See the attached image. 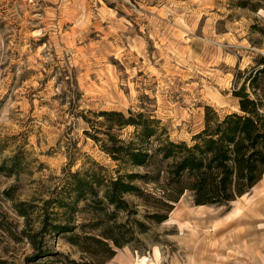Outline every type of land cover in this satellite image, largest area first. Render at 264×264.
<instances>
[{
    "label": "rangeland",
    "instance_id": "374dc122",
    "mask_svg": "<svg viewBox=\"0 0 264 264\" xmlns=\"http://www.w3.org/2000/svg\"><path fill=\"white\" fill-rule=\"evenodd\" d=\"M260 59L264 0H0V264H42L27 262L34 250L25 234H41L46 222L67 223L82 237L100 234L108 216L91 198L66 213L60 207L76 200L75 175L90 182L134 174L135 186L160 195L149 178L160 171L162 182L167 163L116 161L112 138L138 142L149 124L164 140L192 146L206 107L220 117L239 112L234 92L262 68ZM103 113L140 127H119L120 117ZM155 139L142 149L153 154L161 146ZM247 194L251 211L239 217L240 199L198 207L186 191L158 225L128 196L138 213L132 219L149 231H134L105 264H264V177ZM21 204L27 218L17 212ZM71 235L38 240L68 258L58 264H91L67 242Z\"/></svg>",
    "mask_w": 264,
    "mask_h": 264
},
{
    "label": "trees",
    "instance_id": "16d2710c",
    "mask_svg": "<svg viewBox=\"0 0 264 264\" xmlns=\"http://www.w3.org/2000/svg\"><path fill=\"white\" fill-rule=\"evenodd\" d=\"M259 63L262 68L250 74L240 90L234 92L239 100V112L220 117L214 108L206 107L205 128L194 136L192 146L186 142L175 143L168 137L164 140L157 134L158 129L151 128L149 124H143V130L136 137L138 142L125 143L112 138L116 143L108 149V154L116 161L146 168L150 164L154 165L157 157H161L160 163H167L168 172L162 182L160 171L149 178L152 183L159 185L161 194L156 196L135 186L133 182L137 175L134 174L110 180L92 178L90 182L78 179L75 175L70 192L76 195V200L70 203L61 201L60 207L65 213L72 211L77 202L89 197L94 204L99 205L96 213L107 212L105 226L96 228L100 233L98 235L82 237L76 235L67 223L53 225L46 222L41 234H25L34 250L27 262L36 263L45 259L42 264H58L63 259H68L63 254L52 253L44 248V241L40 242L38 238L46 232L72 234L65 236L67 242L89 256L92 259L91 264L109 262L115 258V248H123L132 242L134 231L142 235L149 231L145 222L132 219L138 213L130 209V203L126 200L128 196L137 198L142 205L151 209L153 214L146 215L145 219L158 225L169 220L175 205L186 191L192 194L195 206H227L257 187L264 177V59H260ZM247 84L250 92H247ZM103 114L108 118L120 117L117 124L119 127L129 124L140 127L132 117L125 120L122 114ZM146 123L154 124V121ZM153 138L161 146L150 154L147 149L142 148L144 144H150ZM148 177L143 176V179ZM24 207L21 204L16 209L19 215L27 218ZM121 213L127 214V222L124 224L117 222ZM110 222H113L112 227L108 225ZM130 223H133V228L127 231L126 224Z\"/></svg>",
    "mask_w": 264,
    "mask_h": 264
},
{
    "label": "bare ground",
    "instance_id": "6f19581e",
    "mask_svg": "<svg viewBox=\"0 0 264 264\" xmlns=\"http://www.w3.org/2000/svg\"><path fill=\"white\" fill-rule=\"evenodd\" d=\"M256 188V187H255ZM254 188V189H255ZM254 189H252L251 191H254ZM249 194H246V195H244V197H242V198H240V200L238 201V202H236L237 203V205L236 206H234V214L236 215V216H239V217H244V215L246 214H248L250 211H251V209L250 208H252V206L249 208V212L247 211L246 212V204H247V200H246V197L248 196ZM235 203V202H234ZM260 203H261V201H260ZM259 205V203H256L255 204V206H254V209H255V211L256 210H258V209H256L257 208V206ZM245 215V216H246Z\"/></svg>",
    "mask_w": 264,
    "mask_h": 264
}]
</instances>
